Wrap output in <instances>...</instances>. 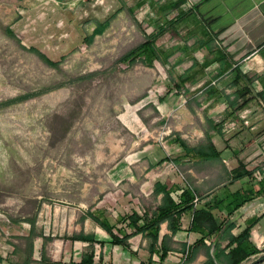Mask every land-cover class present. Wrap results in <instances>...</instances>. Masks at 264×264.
Here are the masks:
<instances>
[{
  "label": "rangeland",
  "instance_id": "1",
  "mask_svg": "<svg viewBox=\"0 0 264 264\" xmlns=\"http://www.w3.org/2000/svg\"><path fill=\"white\" fill-rule=\"evenodd\" d=\"M81 1L71 9L69 0H0V102L60 85L0 108V247L9 250L25 245L18 237L28 233V219L35 220V234L55 239L83 233L101 237L104 232L94 222L84 227L90 218L79 220L91 210L118 229L128 215L123 206L155 204L152 196L138 195L143 182L178 173L188 182L190 164L158 163L182 154L166 139L178 133L191 147L206 146L199 130L202 115L183 112L199 98L173 91L184 64L175 70L157 61L151 67L139 60L133 66L118 62L153 36L147 23L136 20L133 0ZM127 4L132 13L119 14ZM8 29L19 42L7 37ZM29 48L57 67L45 65ZM161 98L170 103L168 115L156 111ZM226 130L222 126L220 132L228 138L231 130ZM143 154L155 160L147 163ZM124 159L132 160L135 181L112 177ZM192 179V185L199 181ZM244 264H264V253Z\"/></svg>",
  "mask_w": 264,
  "mask_h": 264
},
{
  "label": "crops",
  "instance_id": "2",
  "mask_svg": "<svg viewBox=\"0 0 264 264\" xmlns=\"http://www.w3.org/2000/svg\"><path fill=\"white\" fill-rule=\"evenodd\" d=\"M69 1L71 9L80 3V1L76 3L73 0ZM132 2L136 20L142 22V26H145L143 23H147L153 34L155 47L167 52V63L173 64L174 69L178 64L185 65L183 75L176 74L173 91L176 94L186 92L190 98L192 96L199 98L196 106L192 104L186 106L184 115L192 113L202 115L200 133L206 145L210 142L220 156L219 159H204L201 156L187 154L179 147L177 137L191 149L204 146L191 147L180 134L174 133L172 141L171 138L165 141L168 145L173 142L182 154L174 159L163 157L161 164L168 162L190 164L187 176L185 175L188 182L180 177L179 173L177 176L150 178L143 182L144 184H141L137 191L138 195L144 199L152 196L156 200L155 204L149 209L144 208L142 204L123 206L128 215L119 228L130 232L126 225L132 214L135 213L142 218L143 214L155 209L161 196L154 198L152 192L154 183L160 182L167 185L173 191V195L187 188L195 191V207L207 206L222 228L231 221L234 224L230 232L232 236L238 235L247 225L254 222L249 242L254 248L262 249L264 247V174L255 172L252 176H244L233 182L231 176L240 162L247 167L254 162H263L260 167L264 165V0H133ZM130 10L133 11L127 4L119 14H124V11L132 13ZM165 40L169 42L165 44ZM179 78L185 79L181 88L177 86ZM169 104L162 98L159 99L156 111L160 115H168ZM139 115L141 113L136 114L137 120L142 124ZM209 121L214 125L223 122V126L231 122L235 127L226 138L220 132L221 129L217 133L214 132ZM174 130L179 132L177 126ZM220 145H223V148H220ZM144 154L139 156L146 159L147 163L148 160L149 162L155 160L153 154ZM124 160L125 165L112 171V177L118 181L122 179L135 181L137 175L130 168L132 160ZM211 166L216 170H211L209 168ZM143 176L149 178L147 174ZM197 177L199 181L192 185V178ZM148 183L151 184L148 186ZM234 193H239L241 198L235 199L232 196ZM242 197L248 201L239 209L233 210V206L240 202ZM98 205L95 208H98ZM104 208L109 210L107 205ZM87 214L95 216L91 210L83 213L84 216L79 220L85 223L89 219ZM91 223L93 221L89 223L87 221L84 227ZM93 224L104 232L101 237H88L83 233L82 240L73 239L69 235L55 239L43 234L33 240L31 253L28 252L25 242L23 248L16 252L14 247H10L9 250L1 246L0 264H79L82 256L89 254L90 251L87 250L90 243L94 250L93 264H140L149 259V239L146 233L133 236L128 240L129 247L123 248L112 245L109 235L95 222ZM206 232L205 229L199 231L193 227L190 212L183 213L180 229L171 241L175 250L168 252L162 264H181L182 247L185 246L188 252V248H193L201 238L210 244L218 241L221 248L227 244V236L219 241V235L207 236ZM164 234L170 235L165 223L161 225L159 240ZM28 236L29 231L19 237ZM205 245L207 246L206 243ZM152 258H156L155 254ZM197 262L205 264L204 248L198 249L190 264Z\"/></svg>",
  "mask_w": 264,
  "mask_h": 264
},
{
  "label": "trees",
  "instance_id": "3",
  "mask_svg": "<svg viewBox=\"0 0 264 264\" xmlns=\"http://www.w3.org/2000/svg\"><path fill=\"white\" fill-rule=\"evenodd\" d=\"M62 1V0H56ZM124 5H122V8ZM132 12V10H130ZM110 20H107L99 24V31L104 30L109 25ZM7 37L14 39L16 42H19L15 35L8 29L6 33ZM27 51L34 53L45 65L51 68H56L57 64L48 59L44 54L40 53L34 48H29ZM167 54L165 51L155 47L152 37L146 38L145 41L138 44L127 53L123 54L118 62L124 63L129 66L136 64L137 60L146 67L153 66V62L157 61L162 66L167 65ZM93 75H87V78L92 77ZM78 79V78H77ZM75 80L71 79L69 82L73 83ZM178 88L184 86L185 79H178ZM60 85H54L46 88H42L39 91L27 93L6 101L0 102V108L5 106H10L12 104L20 103L36 96L47 93L53 89L58 88ZM210 125L214 132H219L223 126V122H220L214 125L210 122ZM179 147L185 151L187 154H194L201 156L204 159H219V152L215 147L209 142L208 145L201 147L199 149H191L177 137L176 139ZM163 162L162 160L159 162ZM255 172L259 174H264V165L255 167L253 170H249L247 165H243L241 162L238 163V166L234 169L231 176V181H236L244 176H252ZM258 174V177L260 176ZM152 195L154 198L161 196L159 204L153 209L150 213L143 214V217H139L137 214H132L129 218V221L126 225L130 232L125 229L119 228L115 229V226L111 225L107 221H101L99 218L95 217L92 214H87L93 222H95L101 229H103L111 238L112 245L122 246L123 248L129 247L128 240L137 234H145L149 239L148 251L150 257L146 262H140V264H162L167 258L168 252L174 251L175 248L171 243L172 237L180 229V219L183 213L190 212L192 214V225L197 230L205 229L207 236L210 235H219V241L224 237H228L227 244L221 248L218 241L211 243L210 245H205L204 239L201 238L196 242L193 248L186 251V247L183 246L181 249V264H190L198 251L199 248H204L206 262L205 264H244L248 262L251 258L256 257L264 253V247L262 249L254 248L249 242L250 233L255 223H250L247 225L238 235L232 236L230 234L231 230L234 228V224L231 221H228L224 228L221 225H218L215 219V216L211 213L210 209L207 206L195 207V196L196 193L192 189H183L179 194L173 195V191L168 188L167 185L156 182L154 183ZM235 199L241 198L239 193H234L232 195ZM248 199L242 197V200L233 206V210L239 209ZM30 230L28 237H18V240L25 242L26 247L29 253L33 249V240L37 236H42L43 234H35L34 226L35 220H27ZM140 222V223H139ZM166 224L167 229L170 231V235L164 234L159 240V233L162 224ZM116 230V233L114 232ZM205 237V236H204ZM78 240H82V236L78 235L75 237ZM44 242L46 239L43 236ZM20 250V247H15V252ZM89 254L82 256L79 264H93V246L90 243L88 250ZM155 254L156 258H152V255Z\"/></svg>",
  "mask_w": 264,
  "mask_h": 264
},
{
  "label": "built area",
  "instance_id": "4",
  "mask_svg": "<svg viewBox=\"0 0 264 264\" xmlns=\"http://www.w3.org/2000/svg\"><path fill=\"white\" fill-rule=\"evenodd\" d=\"M75 3L76 2H79V1H81V0H73ZM96 1H98V0H96ZM235 127V125H234V123H229V125H227V124H225L224 125V128H226L227 130L226 131H229V130H232L233 128ZM263 164V162H254V163H252L251 164V166H249V167H247L249 170H253L255 167H257V166H259V165H262ZM207 245H209L210 244V242H208V241H206L205 242Z\"/></svg>",
  "mask_w": 264,
  "mask_h": 264
}]
</instances>
